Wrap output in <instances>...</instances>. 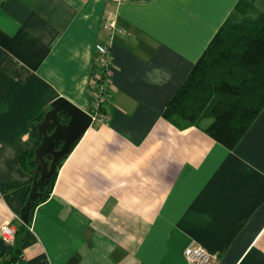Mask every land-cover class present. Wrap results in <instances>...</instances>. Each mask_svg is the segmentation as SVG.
<instances>
[{
	"label": "crops",
	"instance_id": "obj_1",
	"mask_svg": "<svg viewBox=\"0 0 264 264\" xmlns=\"http://www.w3.org/2000/svg\"><path fill=\"white\" fill-rule=\"evenodd\" d=\"M237 1L0 0V227L21 224L36 171L20 157L51 103L92 112L95 48L115 25L104 122L0 264H186L190 241L217 264H264V107L233 150L162 118Z\"/></svg>",
	"mask_w": 264,
	"mask_h": 264
},
{
	"label": "trees",
	"instance_id": "obj_2",
	"mask_svg": "<svg viewBox=\"0 0 264 264\" xmlns=\"http://www.w3.org/2000/svg\"><path fill=\"white\" fill-rule=\"evenodd\" d=\"M258 2L264 5V0L237 1L162 112V118L178 128H199L228 150L236 147L264 107V13L250 17ZM98 72L95 58V76ZM107 77H102L100 83ZM61 121L66 123L67 118L63 116ZM204 121L210 123L202 127ZM40 141L39 136L34 150ZM34 150L20 157V166L28 173L36 167ZM66 157L58 162L49 181L50 191L35 202L28 223L17 224L16 246L34 209L49 196L57 169ZM39 184V192L43 193L46 184ZM17 253L15 250L14 255Z\"/></svg>",
	"mask_w": 264,
	"mask_h": 264
},
{
	"label": "water",
	"instance_id": "obj_3",
	"mask_svg": "<svg viewBox=\"0 0 264 264\" xmlns=\"http://www.w3.org/2000/svg\"><path fill=\"white\" fill-rule=\"evenodd\" d=\"M63 116L67 118L66 123L61 121ZM91 124L92 119L88 113L80 110L64 98H58L51 103L50 109L36 127L41 141L34 150L36 172L32 185L19 212V220L22 224L28 223L35 202L49 193V181L56 171L58 162L68 156ZM40 182L46 184L43 193L39 192Z\"/></svg>",
	"mask_w": 264,
	"mask_h": 264
},
{
	"label": "built area",
	"instance_id": "obj_4",
	"mask_svg": "<svg viewBox=\"0 0 264 264\" xmlns=\"http://www.w3.org/2000/svg\"><path fill=\"white\" fill-rule=\"evenodd\" d=\"M105 42L96 45V65L98 73L96 77V86L92 92V107L90 117L92 126H97L104 122V117L100 114L99 107L105 97V89L100 83L102 77L108 76L110 66L112 64V55L110 51L111 39L115 32L114 19L108 17L103 24ZM15 228L11 224H3L0 227V242L6 246H12L15 241ZM183 256L186 264H217L216 257L208 253L203 247L194 241H190L183 251Z\"/></svg>",
	"mask_w": 264,
	"mask_h": 264
},
{
	"label": "rangeland",
	"instance_id": "obj_5",
	"mask_svg": "<svg viewBox=\"0 0 264 264\" xmlns=\"http://www.w3.org/2000/svg\"><path fill=\"white\" fill-rule=\"evenodd\" d=\"M259 13H264V5H261L259 2L256 3L255 8H252L251 12H250V17L251 18H255ZM237 19V21L239 20V17H235ZM91 114V113H88ZM49 161V160H48ZM15 243V242H14ZM12 246H15L16 244H14Z\"/></svg>",
	"mask_w": 264,
	"mask_h": 264
},
{
	"label": "flooded vegetation",
	"instance_id": "obj_6",
	"mask_svg": "<svg viewBox=\"0 0 264 264\" xmlns=\"http://www.w3.org/2000/svg\"><path fill=\"white\" fill-rule=\"evenodd\" d=\"M51 159V158H50Z\"/></svg>",
	"mask_w": 264,
	"mask_h": 264
}]
</instances>
